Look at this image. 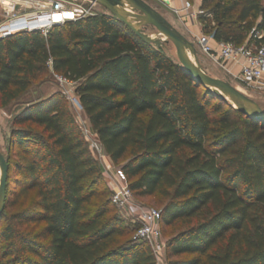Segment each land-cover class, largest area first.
<instances>
[{"label":"trees","instance_id":"16d2710c","mask_svg":"<svg viewBox=\"0 0 264 264\" xmlns=\"http://www.w3.org/2000/svg\"><path fill=\"white\" fill-rule=\"evenodd\" d=\"M202 7L211 15L200 17L210 21L203 28L217 41L243 45L253 29L264 32V0ZM166 44L143 41L109 11L46 36L16 33L0 40L1 104L19 100L51 69L75 82L107 155L127 158L130 189L163 201L161 226H184L167 242V264H264V121L208 92ZM12 121L25 126L12 129L5 155L0 264H157L148 242L125 238L128 227L63 93L20 106Z\"/></svg>","mask_w":264,"mask_h":264},{"label":"built area","instance_id":"2783aa9c","mask_svg":"<svg viewBox=\"0 0 264 264\" xmlns=\"http://www.w3.org/2000/svg\"><path fill=\"white\" fill-rule=\"evenodd\" d=\"M92 5L98 3L90 0ZM99 5V4H98ZM193 5L186 0L184 7L174 9L177 15L199 17L205 14L201 9L196 12L190 11ZM90 8L82 6L68 7L63 0H0V40L19 32L42 31L46 36L55 26L64 24L67 21L76 20L95 14ZM253 43L236 45L233 42H221L220 48H214L210 43V36L201 34L197 43L201 53L207 55L210 60L228 71L230 62H241L240 71L234 74V78L244 86H253L260 82L264 76V43H257L261 39L259 31L251 32ZM62 83L73 82L63 76H58ZM75 83V82H73ZM75 101L83 109L77 98ZM83 135L87 140L90 149L99 163H103L105 173L111 178L113 184L112 202L118 208L123 218H129L139 224L136 239L147 241L156 257L157 264H161L167 251V243L163 238L161 229L162 210L153 206H144L136 202L133 191L128 185V180L122 169L119 172L112 171L107 164L108 155L105 152L98 134L91 125H85Z\"/></svg>","mask_w":264,"mask_h":264},{"label":"rangeland","instance_id":"374dc122","mask_svg":"<svg viewBox=\"0 0 264 264\" xmlns=\"http://www.w3.org/2000/svg\"><path fill=\"white\" fill-rule=\"evenodd\" d=\"M24 1L26 0H19L20 3ZM33 1L37 2L40 0H33ZM63 1L69 8L70 7L73 8L74 6L75 7L82 6L83 8H86V9L90 8L93 12H96V13L108 12L101 5H98V4L92 5V2L90 0H63ZM145 1H147L153 7H155L158 11H160L177 29H179L180 31H184V28L180 25L179 18L176 17L172 12H170V10L166 8L159 0H145ZM202 9L205 10V14L200 15V17L204 16L211 20V15L208 12V9H205V7L204 8L202 7ZM209 22L210 21L208 20L207 23L202 22V24L204 26V24H210ZM211 24L213 25V23ZM147 32L153 36L157 34L156 28L152 26L147 28ZM204 33L207 34V31L204 30ZM166 50L170 55L177 57L176 48L173 43L171 42L167 43ZM199 56H200V61L202 65L208 71L210 75L212 76L218 75L219 78L230 81L233 85L238 87L241 91H243L248 96L258 101L264 107V88H261L257 86L256 84H254L253 86H249V87L244 86L239 81H237L234 77L230 76L222 67H220L215 62L210 60L207 55L201 53L200 50H199ZM205 65H207V68ZM58 76H61V75L54 73V71L51 69L48 72L43 73L40 76H38L33 81L29 90L16 102H13L9 104L8 106H2L1 100H0V151H2L6 156H10L9 154L10 147L13 146L15 143L14 139L11 137L12 129L23 128L25 126V125H16L12 121L13 115L17 111V109L20 108V106L25 105L26 103H29L31 101H36L38 99H43L45 97H48L49 95L57 91H60L68 98L70 105H71V109L78 121L81 131L83 132L85 125H90L84 109L79 107V105L75 101V98L79 100V97L76 93V83H73V82L62 83L59 80ZM126 159L127 158H124L118 161L117 163H115L108 156L106 161H107V164L111 167L112 171L119 172V170L122 169V165L124 164ZM10 162L13 167L12 175L14 176L17 169L14 166L16 161L13 158V156H11ZM99 164L101 167L104 183L111 190V197H112L113 184L111 182V178L108 174L105 173V167L103 163L101 162ZM0 177H1V170H0ZM15 188L16 186L14 185V189ZM133 196L136 202H138L139 204H142L144 206H153L158 209H162L163 201L159 197L141 196V195L135 194L134 192H133ZM114 210L117 211L118 209L114 207ZM123 219H124V223L128 227L127 228L128 233L125 236V238L136 239V233H137L139 224L129 218H123ZM181 227H184V226L180 224H177L176 226H161L163 238L166 241V243L179 229H181ZM143 242H147V241L143 240ZM161 264H167L166 254Z\"/></svg>","mask_w":264,"mask_h":264},{"label":"water","instance_id":"95a60500","mask_svg":"<svg viewBox=\"0 0 264 264\" xmlns=\"http://www.w3.org/2000/svg\"><path fill=\"white\" fill-rule=\"evenodd\" d=\"M116 16L137 36L147 43L161 48L165 43H173L177 57L184 69L216 96L224 98L235 108L251 118L264 121V107L245 94L230 81L214 77L208 73L200 61L199 50L194 41L177 29L160 11L145 0H93ZM157 30L155 36L147 32L148 27ZM0 219L6 208L8 160L0 151Z\"/></svg>","mask_w":264,"mask_h":264},{"label":"crops","instance_id":"0c3cea01","mask_svg":"<svg viewBox=\"0 0 264 264\" xmlns=\"http://www.w3.org/2000/svg\"><path fill=\"white\" fill-rule=\"evenodd\" d=\"M166 8H168L170 10V12H172L176 17L179 18L180 21V25L184 28V31H181L185 36H187L190 40H193L196 44V46L198 45L197 43V39L201 34H206L204 33V29H203V24L201 22L200 16L199 17H192V16H187L186 14L183 15H177L174 12V9H181L184 7V3L186 0H159ZM192 2V9L190 11H198L202 9V4H203V0H190ZM261 36H264V32H260ZM208 35V34H207ZM210 36V43L211 45L216 48L219 49L220 48V44L221 41H217L212 35ZM248 45L252 44L253 41L251 42H247ZM197 48L199 49V47L197 46ZM243 61V59H239L236 62H230L228 65V71H226L230 76L234 77V74H236L237 72L240 71L241 68V62ZM207 68V65H205ZM214 77H218V75H213ZM257 86L264 88V76L263 78L260 80V82H258L256 84Z\"/></svg>","mask_w":264,"mask_h":264}]
</instances>
